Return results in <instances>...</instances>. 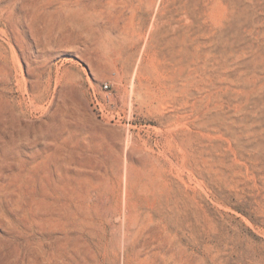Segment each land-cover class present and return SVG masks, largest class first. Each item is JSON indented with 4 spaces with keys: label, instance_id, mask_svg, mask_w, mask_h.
<instances>
[{
    "label": "rangeland",
    "instance_id": "obj_1",
    "mask_svg": "<svg viewBox=\"0 0 264 264\" xmlns=\"http://www.w3.org/2000/svg\"><path fill=\"white\" fill-rule=\"evenodd\" d=\"M0 264H264V0H0Z\"/></svg>",
    "mask_w": 264,
    "mask_h": 264
}]
</instances>
